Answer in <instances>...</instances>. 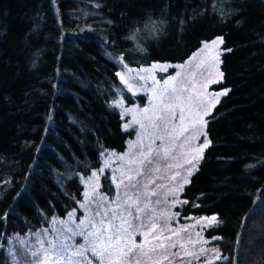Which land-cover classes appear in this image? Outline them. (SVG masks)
Wrapping results in <instances>:
<instances>
[{"label":"trees","instance_id":"trees-1","mask_svg":"<svg viewBox=\"0 0 264 264\" xmlns=\"http://www.w3.org/2000/svg\"><path fill=\"white\" fill-rule=\"evenodd\" d=\"M217 37L211 89L228 91L168 206L199 235L193 256L169 261L264 264V0H0V264H37L19 239L80 215L81 179L133 138L113 102L145 97L122 92L116 61L178 64ZM99 185L110 194L107 174Z\"/></svg>","mask_w":264,"mask_h":264},{"label":"rangeland","instance_id":"rangeland-1","mask_svg":"<svg viewBox=\"0 0 264 264\" xmlns=\"http://www.w3.org/2000/svg\"><path fill=\"white\" fill-rule=\"evenodd\" d=\"M220 38V37H217ZM214 38L213 40H216ZM211 40V41H213ZM211 41L205 42L210 43ZM204 43L201 47L195 51L188 59H186L182 63L172 64V63H153V64H168V65H185V71L192 72L198 71L195 68V63L198 60H193L190 62V58L194 57V54L198 55L200 50L202 49ZM220 55L222 53L221 44L218 49ZM220 55H219V71H220ZM118 65V71L122 73L126 72L127 69L124 68L123 64H120L119 61H116ZM153 64L146 67L133 68L134 70H139L140 68H150ZM180 69L175 67H169L167 71H159L157 70L155 75L159 80L161 77L164 79H168V77L175 76ZM135 76V72L131 74ZM206 75V73H205ZM213 78L215 77V72H213ZM119 79V77H118ZM221 80V79H220ZM219 80V81H220ZM120 81V79H119ZM135 85L143 84L144 81H130ZM150 81L148 84L150 85ZM162 83V81H161ZM120 88L123 91H128L127 86L120 81ZM217 83L210 84L208 87L209 93H218L223 90H212L211 87ZM143 95L145 97V103L143 106H139L137 103L133 105H125L118 106L117 102L122 101L120 97H118L113 105L118 109L120 113V117L123 121V129L131 130L134 134L133 138L128 141L127 148L124 152L120 154H116L113 152L105 153V159L102 167L94 172L97 175L95 177L92 176L81 179V182L84 186L83 198L82 202L79 204V214L76 216V212L70 213L64 220H58L55 223H52L49 229H47L43 234H33L31 236H27L26 238L19 239V242L27 246L28 249H32L36 252L40 259H43V249H50L52 245L50 242L55 244V248L60 249L62 255H53L52 251L49 252V255H52V259L47 262V264H101L99 258L93 256L92 248L99 243V237L101 233H97L95 237L88 235L90 232H94L95 228L93 225H96L97 228H101V221H103V227H107L109 222L116 225L117 227L121 223V217L126 218L130 223L131 227L128 228V231L124 233L125 240H128V237H131V241H135L136 244L142 245L143 250L136 248L134 249L135 256L131 259H124L122 264H137V259L139 260V264H156L157 260H159L160 264H164L174 257L169 254V259H162L161 253L164 251L163 249H157L155 253L151 252L153 246L157 243H164L166 246L169 243L176 242V247L169 249V253L179 252L180 257H188L185 255V251H189V244H195L194 242L198 239V232L195 231V223H188L187 225H179L176 222H173V214L171 209L168 206L174 204L173 198L176 197L178 193V189L181 183L184 182V177L187 176V171L191 168V165L185 164V157L181 154L180 149H174L173 155H175L176 159L163 161L159 158L153 163L152 168L159 167L160 171H148L144 169V174L137 177L136 180L131 183L137 184L136 188H132L129 181L127 180V176L135 175V171L129 172L128 169H136L140 167L138 164L131 163V160L134 156H138V153L141 151L139 147V143L142 139L144 144V150L147 149V146L152 143L155 148L158 145H161L160 140H155V135H160L158 129L154 130L150 127H146L145 129H141L140 125L132 123L133 115L136 116L138 120H142L143 123L147 126L148 121L143 120V116L141 113H133L129 112L125 114V109H138V108H146L149 106V94L143 91H139L136 95ZM222 96L219 97V100ZM209 100L212 103L205 102V106L201 109V114L204 111H208V115L204 116V120L211 115L214 107L218 102L215 101L214 96L209 97ZM218 100V101H219ZM214 104V107L212 106ZM125 124H130L131 127L125 129ZM206 124V123H205ZM205 124L202 128H200V135L198 139L190 140L188 144L185 145V149L183 151H188L191 148H196L202 145L205 142L204 129ZM144 132V136L141 137V133ZM186 136L192 135V130L190 129L189 133L185 134ZM183 142V138L181 141H177V144ZM136 144V147H130V145ZM169 141L166 139L163 141V145L167 146ZM205 149V148H204ZM203 149V151H204ZM203 153V152H202ZM202 153L192 152L188 159H191L192 156L199 155L202 156ZM123 156L124 159L120 160L118 157ZM198 160H194L193 163L196 165ZM165 163H170L173 165L180 164L182 167H165ZM108 165L105 167V165ZM103 169V171H101ZM179 172L180 175L176 177L175 180H172L170 177ZM124 173V175H121ZM107 174L109 177L110 184V194H104L100 191V178L102 175ZM151 179L154 181L152 184H148V180ZM123 181V183H121ZM147 184V191H156V196H147L145 197L144 193L146 189L144 185ZM119 185V186H118ZM158 185H164V187H157ZM87 193V196L85 195ZM129 197L136 199L139 197V207L143 208L145 203H148V208L141 214H139V219H134L137 215L135 212V206L129 209L128 205L131 204V201L128 200ZM125 201H128L126 204ZM150 202V203H149ZM172 202V203H171ZM132 211L133 216H129L128 212ZM82 212V213H81ZM113 214H115V219H113ZM81 221H84V224H81ZM198 221V220H197ZM196 221V222H197ZM201 221V220H199ZM157 224V228L154 229L147 238L143 235L144 232H147L149 228H151L152 224ZM170 229L171 231H169ZM181 229H186V231H181ZM179 232V235H173L172 232ZM114 229L109 228L107 232H103V238L106 240L107 236L112 234ZM171 236V241H157L154 239L155 236L161 235ZM183 244L184 247H180ZM128 247H131V242L129 241ZM66 250V251H65ZM77 251L83 252V255H73ZM33 252V253H34ZM147 254V255H145ZM37 258V257H36ZM37 264H40V261L37 259ZM104 264H108V261L105 260Z\"/></svg>","mask_w":264,"mask_h":264},{"label":"snow or ice","instance_id":"snow-or-ice-1","mask_svg":"<svg viewBox=\"0 0 264 264\" xmlns=\"http://www.w3.org/2000/svg\"><path fill=\"white\" fill-rule=\"evenodd\" d=\"M154 23V22H153ZM223 38H217L216 40L211 41L210 43H204L202 49L199 54H194V57L190 58V62L193 60H198L195 63V68L198 71L188 72L185 71V65H168V64H153L150 68H140L139 70H134L129 67L123 59L119 60L120 64L124 65V68L127 69L126 72L122 73L118 71L116 75L119 77L120 81L127 86L129 92L133 95H136L137 92L143 91L149 94V106L146 108H138V109H125V114L129 112L133 113H141L143 116V120H147V126L143 123L142 120H138L135 115H133L134 124H139L141 129H145L146 127H150L154 130L158 129L161 133L160 135H155V140H160L161 145L153 147L152 143L147 146V149L144 150V144L141 139L139 143V147L141 151L138 153V156H134L131 160V163L138 164L140 167L136 169L129 168L128 171H135V175L127 176V180L129 181L132 188H136L137 184L131 183L136 180L137 177L144 174L143 170L147 169L148 171L159 172L160 168L157 166L152 168L153 163L157 158L168 161L176 159L175 155H173L174 149H180L181 154L185 157L184 163L191 165V168L187 171V176L184 177V183H189L188 177L193 174V170L195 169L194 160H198L200 158L199 155L192 156L191 159L187 157L191 155L192 152L202 153L203 149L208 147V142H205L196 147L191 148L188 151H183L185 149V145L190 142V140L198 139L200 133V128L204 126L206 121L204 120V116L208 115V111H204L201 114V109L204 108L205 102L212 103L209 100V97L214 96L215 101L218 102L220 96H224L227 94L228 90H223L218 93H209L208 87L210 84L218 83L220 79L223 77V73L219 71V45L222 44ZM227 51H231V49H227ZM169 67H175L180 69L175 76H169L168 79H164L161 77L159 80L156 78V71H167ZM135 72V76L131 74ZM213 72H215V77L213 78ZM206 73V75H205ZM130 81H144L143 84H138L134 86L133 82ZM151 82L150 85L148 82ZM162 81V83H161ZM118 106H123V101L117 102ZM214 107V104H212ZM131 127L130 124H125V129ZM190 129L192 130V135L186 136V133H189ZM144 136V132L141 133V137ZM183 138V142L177 144V141H181ZM168 140L169 144L167 146L163 145L164 140ZM136 144L130 145V147H136ZM118 159L123 160L124 157L120 156ZM108 165L106 164L105 167ZM165 167H182L180 164H170L165 163ZM103 171V169H101ZM97 174L93 173V177ZM124 175V173H121ZM180 173H174L170 178L175 180ZM123 183V181H121ZM154 183L153 180L149 179L148 184ZM119 186V185H118ZM157 187H164V185H158ZM146 189L144 195L147 196H156V191H147V184L144 185ZM178 190H183V185H180ZM87 196V193L85 194ZM128 200L131 201V204L128 205L129 209L135 206L136 216L134 219H139V214L143 213L148 208V203H145L144 207H139V197L133 199L129 197ZM127 204L128 201H125ZM150 203V202H149ZM186 203V201H185ZM128 215L133 216L132 211L128 212ZM113 219H115V214H113ZM121 223L117 227L109 222L107 227H103V221H101V228H97L96 225L92 227L95 228L94 232L88 233V235L95 237L97 233H101L99 237V243H97L91 250L93 256L99 258L101 264H104V261L107 260L108 264H122L124 259H131L135 256L134 249L139 248L141 251L143 250V246L136 244L135 241H131V237H128V240H125L124 233L128 231L132 225L131 223L124 217H121ZM204 223V227H211L215 223H217V217H206L201 218ZM197 223H201V221H197ZM81 224H84V221H81ZM109 228L114 229V232L107 236L105 240L103 238V232H107ZM157 228V224L153 223L151 228L148 229L147 232H144L143 235L147 238V236ZM171 231L170 229H168ZM181 231H186V229H181ZM173 235H179V232L173 231ZM199 235V234H198ZM155 240L157 241H171V236L161 235L155 236ZM218 239V237H217ZM129 241L131 242V247H128ZM52 247L50 249H43V259H40V256L34 252L33 255L37 257L40 261V264H47L48 261L52 259V255H49V252L52 251L53 255H62L60 249L55 248V244L50 242ZM176 242L169 243L167 246L164 243H157L151 249V252L155 253L157 249H163L164 251L161 253L162 259L168 260L169 254L173 256L180 255L179 252L169 253V249L175 248ZM180 247H184L183 244ZM66 251V250H65ZM216 251V259H220V255L218 250ZM204 254V250L201 249V255ZM73 255H83V252L77 251L73 253ZM147 255V254H145ZM185 255L193 256L192 252L185 251ZM197 259L199 257H196ZM227 259V257H224ZM137 264H139V260L137 259ZM156 264H160L159 260H157ZM171 264V261H169ZM210 264V262H209Z\"/></svg>","mask_w":264,"mask_h":264},{"label":"bare ground","instance_id":"bare-ground-1","mask_svg":"<svg viewBox=\"0 0 264 264\" xmlns=\"http://www.w3.org/2000/svg\"><path fill=\"white\" fill-rule=\"evenodd\" d=\"M204 43H205V42H204ZM221 45H222V44H221ZM155 63H156V62H155ZM151 64H153V63H151ZM151 64H149V65H151ZM149 65H148V66H149ZM117 66H118V65H117ZM145 67H146V66H145ZM220 72H221V70H220ZM221 81H222V79H221L218 83H220ZM218 83H217V84H218ZM215 85H216V84H215ZM215 91H217V90H215Z\"/></svg>","mask_w":264,"mask_h":264}]
</instances>
